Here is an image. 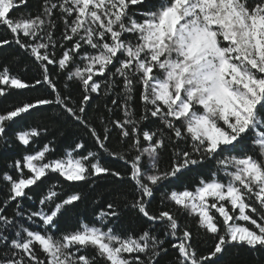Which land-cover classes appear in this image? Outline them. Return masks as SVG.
I'll return each mask as SVG.
<instances>
[{
  "label": "snow or ice",
  "instance_id": "snow-or-ice-1",
  "mask_svg": "<svg viewBox=\"0 0 264 264\" xmlns=\"http://www.w3.org/2000/svg\"><path fill=\"white\" fill-rule=\"evenodd\" d=\"M28 4L0 0V49L22 54L19 71L0 65V103L49 95L0 110V145L24 150L0 177V264H159L166 241L175 264L264 253V0H42L15 15ZM37 112L48 122L14 130ZM86 200L91 220L67 226ZM126 213L144 227H122Z\"/></svg>",
  "mask_w": 264,
  "mask_h": 264
},
{
  "label": "trees",
  "instance_id": "trees-1",
  "mask_svg": "<svg viewBox=\"0 0 264 264\" xmlns=\"http://www.w3.org/2000/svg\"><path fill=\"white\" fill-rule=\"evenodd\" d=\"M42 0H29V4L25 8L17 9L15 10L16 16L21 15H27L28 12H31L33 15L36 14L37 11L40 10ZM8 33L4 31L3 29H0V38L7 37ZM22 54L20 51L15 47L11 48H4L0 49V65H7L13 72L19 71L17 68V58L21 56ZM28 67L30 68V71L28 75L25 77V79H29L32 76L36 75V69L33 65L30 63L28 64ZM48 90L46 88H41L40 90H30L28 92V95L25 97H18V96H10L8 98L7 102L0 103V110H2L4 107H11L12 101L19 100L21 98L23 99H31L35 97H44L48 96ZM76 97L79 96V93H75ZM107 98H102L100 100H97L95 104H92L91 112H92V118L95 121L97 113H105V110L103 108L104 100ZM47 115L50 114H44L37 112L35 115H32L28 117L26 121H22L20 124H17L14 126L15 129L22 128L23 126L27 124H39L43 125L47 123ZM116 116H120L119 112L115 113ZM72 131H75L74 129ZM70 140H66L64 137H60L57 140L58 143V151H63L64 148L67 147V144L70 143ZM111 144L114 148H119L120 145L118 144V138L116 136L112 137ZM89 147L91 148V142H89ZM23 148L18 146L15 143L10 144L9 146H2L0 145V177H2L3 173L7 171V163L11 162L14 158H19V154L23 152ZM166 159V157H165ZM115 166V165H113ZM198 173H192L191 174V181H195ZM191 187V183L188 185ZM73 189L67 188L65 192H71ZM42 191V189L40 190ZM86 191V190H85ZM97 191L99 193H106L108 191V182H100V184L97 186ZM5 192V188L2 184H0V197H3ZM95 195V194H93ZM107 199L108 197L105 195L104 197ZM32 202H26L29 206ZM99 206H92L90 200H86L83 205L78 209L76 213H70L69 217L66 221L67 226L71 227L72 224H74L75 220L78 216H85L89 220L92 218L93 212L98 208ZM159 207V194H157L156 201L151 205V210L155 212L157 208ZM9 214H11V209H9ZM129 224H132V226L139 230L140 228L144 227L142 223L136 222V218L132 216L129 213H126L123 220L121 221V226L124 228H127ZM162 235V234H161ZM212 245L211 237L208 236H201L196 241V248L198 254H206L209 248ZM165 246L168 247L167 253H162V255L159 258V264H175V258L177 255V252L175 249H173L170 246V243L168 241L165 242ZM223 264H264V253L260 252H254L247 248H229L227 251L226 256L224 257Z\"/></svg>",
  "mask_w": 264,
  "mask_h": 264
}]
</instances>
